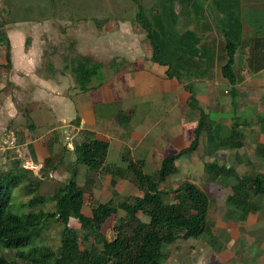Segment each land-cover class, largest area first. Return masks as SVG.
<instances>
[{"label":"trees","instance_id":"16d2710c","mask_svg":"<svg viewBox=\"0 0 264 264\" xmlns=\"http://www.w3.org/2000/svg\"><path fill=\"white\" fill-rule=\"evenodd\" d=\"M129 1L135 6L133 17L144 31V38L150 48V60L164 66L167 78L180 80L181 73L199 77L196 74L199 73V67L193 59L197 56L195 45L198 39L191 30H180L176 26V17L186 3L181 0H150L151 3L144 7L141 3L145 2L143 0ZM175 3L180 5L177 11L174 9ZM262 3L264 6V1ZM193 8L198 10L199 4L194 3ZM214 25L221 30L224 39L225 61L219 66V71L230 84V93L233 94L235 79L231 64L238 42L228 34L225 26L219 27L216 22ZM0 35L3 36L1 32ZM3 39L8 66V41ZM114 61L115 57L109 60L110 67L114 66ZM59 63L61 72L70 74L79 91L95 88L104 81L101 63L71 49L59 56ZM261 67L260 63L256 66ZM184 89L188 92V106L197 111L193 137L186 146L164 155L158 167L150 173L143 171V159L122 156L124 166L105 165L108 141L91 136V132L86 130H80V140L72 146L73 159L68 163V177L58 183L50 195L37 192L41 179L21 167L19 159L15 158L10 168L0 170V264H161L164 246L177 239L209 235L206 193L187 180L170 189H164L161 184L176 173L179 158L197 149L201 135L212 144L211 151L222 147H241L243 133L238 126L245 122L232 116L230 126L224 130L223 124L210 119L209 114L199 107L192 87L185 84ZM122 114L118 113V122H123L129 116ZM256 121L264 122V116L258 115ZM51 145L50 138L46 145L48 154L42 160L41 167L46 170H53L61 163L59 156L51 154ZM65 150L63 146L61 153ZM258 150L264 155V146ZM236 160L249 165L242 157ZM78 164L85 167L81 185L76 181ZM202 168L210 182L233 179L226 201L239 212L241 218L259 209L255 198L264 194L262 171L250 169L239 172L234 165H224L216 160L202 161ZM106 172L111 186L117 183V178H124L140 194L123 197L116 204L111 199L94 201L89 213L84 214L83 193L98 187L100 178ZM15 192L28 198L21 201ZM47 203L52 204L51 210H43V205ZM118 211L121 215H117ZM113 215L114 234L107 239L100 230L104 221ZM139 215L145 216L146 220H141ZM70 219L76 221L77 228L69 225ZM51 222L59 226L56 246L48 245L44 237ZM89 238L91 243L86 244Z\"/></svg>","mask_w":264,"mask_h":264},{"label":"crops","instance_id":"0c3cea01","mask_svg":"<svg viewBox=\"0 0 264 264\" xmlns=\"http://www.w3.org/2000/svg\"><path fill=\"white\" fill-rule=\"evenodd\" d=\"M181 1L186 5L176 18L180 30H191L198 39L195 45L197 56L193 59L199 67V73H196L199 77L181 73L180 80L166 78L165 68L160 69L150 60L148 45L142 46L139 40L125 43L122 35L119 40L110 41V37H105L107 33H101V40L96 35L89 36L88 42H85L86 50H93L92 40L96 39L93 44L95 47L99 46V52H109V58H124L131 62L134 71L129 75L128 71L119 68L120 71L115 73L117 78L124 76L125 79L113 83L112 89L109 82L104 80L95 88L79 91L75 88L70 74L67 71L61 72L60 64L54 63L56 60L49 55L50 50L56 52L55 47H52L53 41L55 36L60 35L58 27V32L55 31L56 15L53 11L44 14L42 8L34 4L33 7L40 14L34 15V20H27V15L31 13L28 14V7L23 6V0H3L5 19L0 14V32L3 35H0V141L11 136L17 141L30 139V155L39 164V160L45 158L44 153L50 138L51 154L57 153L52 151L53 144L59 140L61 131H67L66 126L68 130L73 127L76 131H90L99 139L109 140L110 146L112 135L107 132L110 128H107L106 123L109 127L111 124V131L115 132L118 128L113 122L119 112L129 114L124 118V123L131 122L133 115L144 112L136 119L137 124L131 128L132 133L127 134L132 139L133 148L129 143L118 140L122 143L120 146L133 149L143 159L145 154L159 151V142L164 140V145L175 147L170 152L174 153L184 147L185 142L188 144L194 133L193 129L190 139L186 135L185 125L189 123L191 116H195L189 109L181 108L176 115L179 122L171 118L172 113L167 114L174 109L175 102L188 103L185 84L192 87L199 107L206 113L224 114L214 120L227 129L232 122L231 117L238 113L235 106L237 97L245 94L258 96L264 92V0ZM194 3L199 4L198 10L193 8ZM177 8L180 9V5ZM215 22L219 27L225 26L228 34L238 42L231 64L235 79L233 94L230 93V84L219 71V66L225 61L224 39L221 30L215 27ZM3 37L8 41V66ZM143 58H146V64H143L145 67L134 69L135 63H145ZM259 63L262 67L256 68ZM103 74L106 75L104 72ZM162 92L170 96L166 99L165 115L171 117H166L168 121L160 124L163 121L162 116H155L152 109L155 104H159L161 96L158 97V93ZM114 104L117 106L110 110L104 107ZM220 107L222 108L219 109ZM243 111L248 113L245 109ZM121 129L125 128L122 126ZM57 156L61 161L66 159L62 158V153ZM68 162L69 160L66 164Z\"/></svg>","mask_w":264,"mask_h":264},{"label":"rangeland","instance_id":"374dc122","mask_svg":"<svg viewBox=\"0 0 264 264\" xmlns=\"http://www.w3.org/2000/svg\"><path fill=\"white\" fill-rule=\"evenodd\" d=\"M2 1L3 0H0V14L2 13L5 19ZM143 1L145 2L141 3L144 7L151 3L150 0ZM22 4L28 7V14L33 13L32 15H27V20H34V15L38 16V14H40V12H37L36 8L33 7L34 4H38L39 7L42 8L44 14H49L53 11L56 15L55 31L58 27L60 35L55 36V40L53 41L55 46L53 45L52 47L53 49L55 47L54 50L56 52H51L49 54L51 59L56 60V62L52 60L54 63L60 64L59 56L65 52L67 53L70 49L72 52L74 51L82 56H88L92 61L102 64V71L106 74L104 75L102 73V78L109 82L110 89L114 87L113 83L125 79L124 76L117 78V74L115 73L120 71L118 69H125V71H128L129 75H131L134 71L132 70L133 66L130 65L131 62L124 60V58L115 56L114 66L110 67L109 60L111 58H109V56L111 54L107 51H105L106 53L99 52L97 48L99 46L95 47L93 44V41L96 39L92 40L91 49L93 50H86L85 42H88L89 36L96 35L98 39L100 38L101 40L102 36L99 35L101 33H107L105 37H110V41H117V39L119 40L121 38L120 35H122L125 38V43L132 41L134 43L139 40L142 46L145 44L146 46L148 45L147 40L144 38L143 29L133 17L135 6L129 0H23ZM174 7L178 9V4L176 3ZM176 26L178 29L181 28L178 25ZM67 46H69V48ZM143 60L145 62L146 58H143ZM143 64H146V62L142 64L135 63L134 69H142L145 67ZM155 65L160 69H164L162 65ZM114 67H116L115 70ZM262 93L258 96L245 94L236 99L237 119L245 122L244 125L238 126L243 133V144L241 147H222L215 151H211L212 144L206 142L204 136L201 135L199 136L197 149L179 158L177 160L176 173L169 176L165 182L161 184V187L164 189L174 188L184 180L196 184L207 195L208 208L206 218L207 222L210 224L209 235L205 234L197 238L177 239L173 243L164 246V258L161 260V264H264V194L255 198L259 203V209L241 218L239 212L234 210V207L226 201V196L230 193V185L233 183V179H216L210 182L207 180V174L202 168V161L216 160L224 165H234L236 171L239 172H246L251 169L252 171H262L264 173V155L258 150L260 147L264 146V122L256 121L258 115L264 116V92ZM160 96L161 99L160 101L158 100L159 104L153 106L152 113L155 114V116L158 115V117L162 116L161 119L163 121L159 123L163 124V122H167L171 117L170 115H165V109L167 108L166 99H169L170 96L165 92L158 93V97ZM113 106L117 105L114 104L104 107L110 110ZM173 108L174 109L168 111L167 114L172 113L171 118H175L176 120V115H178L181 108L186 110L189 109L192 114H195V116L190 115L191 120L188 119L189 125H185L187 129L186 135L190 139L196 124L195 117L197 116V111L192 110L185 102L183 104L175 102ZM221 108L222 107L219 109ZM243 109L247 110L248 113H245ZM141 113L144 114V112ZM139 114L140 113L133 115L131 117L132 121L129 123L122 122L124 124H121L118 123L116 119L113 124L118 130L115 132L111 131V124L109 127V124L106 123L107 128H110L107 132L112 135V139H110L109 152H107L105 158V165H110L112 167H114V165L124 166L121 159L122 156L134 160L142 159L139 158L135 151L133 152V149L129 150L125 145L122 147V145L120 146L122 143L118 142V140L127 142L133 148V144H131L132 139L129 138L127 134L132 133L131 128L136 126V119H139ZM142 114H140V116ZM219 116L222 117L224 114H217L216 112L209 113L210 119H216ZM166 117H168V119ZM176 124H174V126ZM122 126L125 128L124 130L121 129ZM65 128H67V131H61L59 140L55 141L57 143L53 144L52 148L54 153L57 152L55 154V157H57V155L61 153V148L63 146L66 147V150L62 152V158H66L64 161L58 163L52 171L41 168V160L43 158L39 160V164L37 163L38 161L32 160L37 165H40L37 173L31 172L33 176L41 179L40 186L37 190L39 194L50 195L54 187L68 177V163L73 159L71 149L75 143L79 142L81 134L79 130L76 131L73 127H71L70 130H68L67 126ZM128 129H130V132ZM91 136L96 137L92 132ZM45 140L47 141V139ZM44 144L45 141H43V146ZM159 144V151L145 154L143 158L145 160H143L144 172L150 173L156 169L162 156L175 150V147L169 144H166V147V145H164V140L159 142ZM186 144L187 142L184 143V146ZM181 146H183V144H181ZM44 154L45 156L47 155V150H45ZM16 156L17 154L13 149L0 150V170L10 168L12 161L17 158ZM237 157H242L247 160L249 165L247 166V164H244V161L237 162ZM67 160H69V162L66 164ZM77 166L76 181L81 185L84 180L85 167L79 164ZM108 175L107 172L104 173V176L100 178L98 187H93L90 192L83 193L82 212L84 214L89 213L90 205L94 201L105 202L111 199L112 203L116 204L123 197H132L140 194L139 190L130 181L124 178H117V183L111 186L108 181ZM112 190H114L113 194ZM15 196L21 201H25L28 198V196L21 195L20 192H15ZM51 209V203L43 205V210ZM231 210H233L234 213L231 214ZM119 214L121 215V212L118 211L117 215ZM139 217L141 220H146V217L143 215H139ZM114 220V215L110 216L101 226L100 231L107 239L113 237L114 231L112 226ZM69 225L73 228L78 227L74 219L69 220ZM44 237L48 245L56 246L58 244L59 226L51 222L49 228L44 233ZM89 243H91L90 238L86 241V244ZM80 246L82 247L81 244ZM10 256L13 257L12 254H10Z\"/></svg>","mask_w":264,"mask_h":264},{"label":"built area","instance_id":"2783aa9c","mask_svg":"<svg viewBox=\"0 0 264 264\" xmlns=\"http://www.w3.org/2000/svg\"><path fill=\"white\" fill-rule=\"evenodd\" d=\"M30 142V139L17 141L14 136H11L0 141V150L13 149V151H15V153L17 154V159L20 160L21 167L33 173H37L40 165H37L32 161L29 151Z\"/></svg>","mask_w":264,"mask_h":264}]
</instances>
